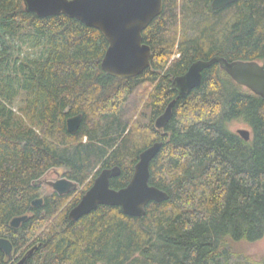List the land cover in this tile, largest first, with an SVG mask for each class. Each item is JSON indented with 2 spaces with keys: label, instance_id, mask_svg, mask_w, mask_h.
<instances>
[{
  "label": "trees",
  "instance_id": "obj_1",
  "mask_svg": "<svg viewBox=\"0 0 264 264\" xmlns=\"http://www.w3.org/2000/svg\"><path fill=\"white\" fill-rule=\"evenodd\" d=\"M212 1L164 0L143 31L150 67L115 77L102 68L109 42L98 28L0 0V238L12 241L15 256L38 245L26 264H264L240 248L264 237V98L214 64L176 101L165 128L155 125L177 96L173 79L194 61L264 65V0L219 10ZM79 114L71 133L67 121ZM235 120L251 128L249 141L231 128ZM157 141L150 183L167 200L150 202L139 217L100 205L69 218L103 168L120 166L111 186L125 187L140 153ZM53 168L79 188L42 196L35 182ZM0 264H13L2 250Z\"/></svg>",
  "mask_w": 264,
  "mask_h": 264
},
{
  "label": "water",
  "instance_id": "obj_2",
  "mask_svg": "<svg viewBox=\"0 0 264 264\" xmlns=\"http://www.w3.org/2000/svg\"><path fill=\"white\" fill-rule=\"evenodd\" d=\"M239 0H213L212 8L219 10ZM25 8L40 17L65 14L76 18L90 27L98 28L106 36L109 46L102 61V68L115 77H133L143 73L151 65V47L143 41V31L159 16L164 8V0H24ZM218 64L241 86L264 98V65L257 60H234L214 56L209 60L194 61L187 72L176 76L170 87L177 96L158 117L155 125L163 129L172 117L173 107L178 99L186 98L203 80L205 69ZM82 114L72 116L67 121L68 130L76 133L82 122ZM237 133L246 141L252 137L247 128ZM157 141L140 153L133 176L127 186L114 188L111 180L121 174L120 166L103 168L92 186L81 200L69 211V218L78 220L97 209L100 205L120 206L129 216H144L147 205L152 201L163 202L169 194L150 183L151 163L162 148ZM45 184L60 195L76 191L78 182L67 177L56 180L38 179L35 185ZM43 197L32 201L34 207L42 206ZM26 213L14 217L10 224L19 228L29 219ZM38 245L28 250L15 264H26ZM0 250L8 260H13L14 245L9 238H0Z\"/></svg>",
  "mask_w": 264,
  "mask_h": 264
},
{
  "label": "rangeland",
  "instance_id": "obj_3",
  "mask_svg": "<svg viewBox=\"0 0 264 264\" xmlns=\"http://www.w3.org/2000/svg\"><path fill=\"white\" fill-rule=\"evenodd\" d=\"M147 87L143 88L140 91L139 96L141 99V102H140L141 106L138 110V114L140 112L145 111L143 108H144L145 101L147 100L148 92H149V88L147 89ZM231 128L234 131H237L240 128H247V129L251 130V128L248 126V124H246L243 121H239V120L233 121L231 124ZM64 172H65V170L63 168H53L50 171H48V173L46 175H44L41 179L56 180L58 178L64 177ZM39 186H40V192H41L42 196H45L46 194L53 192V189L48 185L39 184ZM240 248L242 249V251L245 255H249V256L253 257L255 260H263L264 259V237L255 243L241 244ZM14 256H15V254H14Z\"/></svg>",
  "mask_w": 264,
  "mask_h": 264
},
{
  "label": "flooded vegetation",
  "instance_id": "obj_4",
  "mask_svg": "<svg viewBox=\"0 0 264 264\" xmlns=\"http://www.w3.org/2000/svg\"><path fill=\"white\" fill-rule=\"evenodd\" d=\"M21 257H18L16 256L13 260H12V263L15 264L18 262V260L20 259Z\"/></svg>",
  "mask_w": 264,
  "mask_h": 264
}]
</instances>
